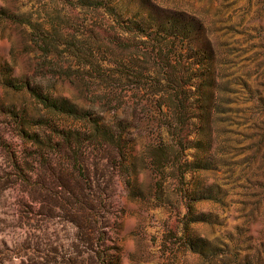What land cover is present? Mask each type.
Returning a JSON list of instances; mask_svg holds the SVG:
<instances>
[{"label": "rangeland", "instance_id": "obj_1", "mask_svg": "<svg viewBox=\"0 0 264 264\" xmlns=\"http://www.w3.org/2000/svg\"><path fill=\"white\" fill-rule=\"evenodd\" d=\"M96 118L131 153L114 264H264V0H0V264L82 247L61 213L20 224L9 158Z\"/></svg>", "mask_w": 264, "mask_h": 264}, {"label": "trees", "instance_id": "obj_2", "mask_svg": "<svg viewBox=\"0 0 264 264\" xmlns=\"http://www.w3.org/2000/svg\"><path fill=\"white\" fill-rule=\"evenodd\" d=\"M30 84L25 87L50 111L71 112L63 108L64 101L50 100ZM87 121L79 128L53 123V131L23 132V148L12 150L9 158L15 169L14 184L24 194L19 220L32 227L35 204V214L61 213L76 228L82 245L71 244L63 264H114V246H105L114 239L106 226L115 224L110 212L115 201L112 191L131 170V153L111 126L98 123V118Z\"/></svg>", "mask_w": 264, "mask_h": 264}]
</instances>
